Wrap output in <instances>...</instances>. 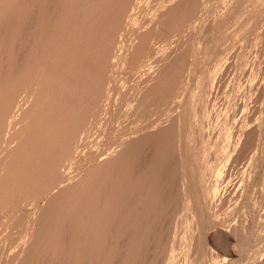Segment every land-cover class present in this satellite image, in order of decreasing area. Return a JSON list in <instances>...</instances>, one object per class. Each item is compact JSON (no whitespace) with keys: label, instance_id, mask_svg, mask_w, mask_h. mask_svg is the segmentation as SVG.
<instances>
[{"label":"bare ground","instance_id":"bare-ground-1","mask_svg":"<svg viewBox=\"0 0 264 264\" xmlns=\"http://www.w3.org/2000/svg\"><path fill=\"white\" fill-rule=\"evenodd\" d=\"M0 264H264V0H0Z\"/></svg>","mask_w":264,"mask_h":264}]
</instances>
